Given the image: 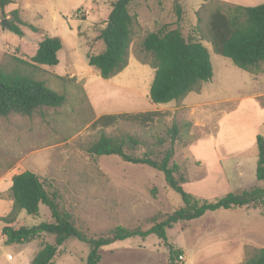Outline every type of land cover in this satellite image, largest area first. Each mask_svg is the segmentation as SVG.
<instances>
[{
  "label": "rangeland",
  "instance_id": "1",
  "mask_svg": "<svg viewBox=\"0 0 264 264\" xmlns=\"http://www.w3.org/2000/svg\"><path fill=\"white\" fill-rule=\"evenodd\" d=\"M10 1L4 8L0 4V66L13 64L14 57L30 60L44 36L59 37L63 42L58 52L59 64L42 66L36 76L67 100L63 107L43 109L31 118H0V212L13 201L12 176L28 170L48 180L50 191L57 193L60 208L71 213L76 225L89 236H105L119 225L147 230L153 218L162 219L182 207V198L167 187L163 173L149 166L133 165L117 156H90L87 147L102 134L132 136L141 144L126 147L129 154L149 153L158 160L172 145L171 130L176 127L173 159L186 175L190 170L195 177H203L206 167L189 155V146L217 136L220 126L219 143L224 151L235 147L237 141L251 140L254 131L264 137V71L250 73L238 68L230 59L216 54L206 39L203 44L211 55L212 79L179 102L156 106L150 101L155 70L149 56L141 51L143 37L162 26L178 27L185 36L199 37L197 12L208 0H179L184 4L180 20L174 11V0L134 3L131 13L136 15L138 25L134 27L129 64L111 79L102 78L89 65L88 57L104 50L100 34L114 0ZM227 2L247 7L264 4V0ZM16 9L23 20L39 31L22 27V37L5 27L3 21L10 20V13ZM147 111L166 115L150 127L121 121L110 128H92L93 122L103 115ZM256 142L250 158L258 156ZM207 183L199 195H211L206 198L211 201L226 195L212 187L211 181ZM192 185L187 184L185 190L198 193ZM258 187L264 188V181H259ZM251 216L241 208L208 212L168 230L169 243L184 251L180 264H242L247 250L264 248V210L259 207V221ZM18 220L13 223L14 228L32 227L50 221L51 214L41 205L39 217L23 211ZM40 242L54 243V239L44 236ZM242 243L253 245H246L245 257L240 259ZM64 248L58 264H87L89 244L71 238ZM111 249L115 251L111 264H169L168 248L154 235L103 247L104 262Z\"/></svg>",
  "mask_w": 264,
  "mask_h": 264
},
{
  "label": "trees",
  "instance_id": "2",
  "mask_svg": "<svg viewBox=\"0 0 264 264\" xmlns=\"http://www.w3.org/2000/svg\"><path fill=\"white\" fill-rule=\"evenodd\" d=\"M137 1L114 0L107 24L100 34L104 50L88 57L89 65L96 68L104 79L115 77L129 64L134 27L138 25L131 7ZM10 3V0H0L2 8ZM214 4L218 5L213 7ZM183 7L184 4L179 0H174L178 20L184 13ZM10 15L11 19L7 23L12 33L23 37L25 33L22 27L33 32L39 31V28L21 18L19 10L12 11ZM197 17L196 33L200 34L199 37L185 36L178 27L162 26L147 33L141 41V51L149 56L150 65L155 70L149 98L156 106L179 102L199 89L202 83L212 79L211 55L203 44L205 39L212 44L216 54L230 59L238 68L250 73L264 71V4L247 7L209 0L202 4ZM204 17L207 18L206 23ZM203 23L205 26H202ZM62 48L63 42L59 37L44 36L30 60L14 57L13 64L0 66V118L11 115L31 118L43 109L64 106L66 96L52 90L46 81L36 76L42 66L53 67L59 64L58 52ZM165 115L159 111L103 115L93 122L92 128H110L121 121L150 127ZM171 132L172 145L158 160L149 153L142 156L129 154L126 147L135 148L141 144L132 136L117 138L102 134L86 151L92 157L117 156L127 163L149 166L163 173L167 187L181 196L182 207L166 214L162 219L153 218L152 225L147 230L119 225L105 236L91 237L76 225L71 213L60 208L57 193L50 191L48 180L26 170L11 178L12 210L7 216L0 217L5 224L2 229L5 243L25 244L40 241L44 236L51 237L54 243L41 242V248L32 264H56L57 258L64 253L65 243L75 238L91 246L87 264H99L103 247L117 241L135 237L145 239L154 235L168 248L169 264H180V257L184 252L171 245L167 235V231L176 224L196 220L208 212L218 210L244 207H261L264 210V188L261 187L239 193L230 192L215 201L187 192L184 185L189 182V178L182 166L173 159L177 128L173 127ZM160 144L163 142L160 141ZM257 148L256 178L261 182L264 181L262 135H257ZM41 205L48 208L50 221L32 227L10 226L23 211L34 218L39 217ZM246 254V260L242 264H264V248L247 250Z\"/></svg>",
  "mask_w": 264,
  "mask_h": 264
},
{
  "label": "crops",
  "instance_id": "3",
  "mask_svg": "<svg viewBox=\"0 0 264 264\" xmlns=\"http://www.w3.org/2000/svg\"><path fill=\"white\" fill-rule=\"evenodd\" d=\"M217 1L232 5H239L237 3H229L227 0ZM231 114L227 115L224 120H227ZM222 123L223 121L221 122V125H223ZM221 128L222 126L219 128L217 136L200 140L199 142L189 146V155H191L197 162H201L204 167H206L205 175L203 177H195V172L192 174L190 170L187 172L189 182L184 185V188L187 186V184H193L191 187H193L195 190H198V193L193 194H196L195 196H205V198H209L211 195H204L203 193L201 195L199 194L202 192V189L208 185L207 182L210 183V181L212 182V184H210L212 187L219 188V190L226 192V194L230 192L235 193L239 190H249L253 186H259V181L255 177L256 173H254V170H257V168L255 169V166L258 163V156H252V158L249 156V153L252 149L251 147H253V145H255V141H257V135L259 134L258 131H254L251 140L247 142L237 141V145L235 147L224 151L221 148V144L219 143L221 138ZM231 173L233 175H231ZM249 173H251V175H249ZM12 206L13 201L8 202V207L4 212H0V217L7 216L11 212ZM241 209L247 214L252 215L251 217L253 220L255 219V221H259V207H244ZM257 211L258 214H256ZM18 222L20 221L18 220ZM18 222H15L14 224H17ZM10 226L13 227V224ZM4 227L5 224L0 220V264H32L34 257L41 248V242L36 240L25 244L7 245L5 243L6 238L2 234V229ZM246 245H253V243H242L241 250L238 254L240 259L245 257L244 255ZM114 254V250H109L108 258L104 262V257L102 255L99 264H111L110 260ZM61 255H64V253ZM60 256L57 258L56 264H58ZM234 262H236V260Z\"/></svg>",
  "mask_w": 264,
  "mask_h": 264
},
{
  "label": "water",
  "instance_id": "4",
  "mask_svg": "<svg viewBox=\"0 0 264 264\" xmlns=\"http://www.w3.org/2000/svg\"><path fill=\"white\" fill-rule=\"evenodd\" d=\"M3 25H4L5 27L9 28V25H8V23H7V20H4V21H3Z\"/></svg>",
  "mask_w": 264,
  "mask_h": 264
},
{
  "label": "built area",
  "instance_id": "5",
  "mask_svg": "<svg viewBox=\"0 0 264 264\" xmlns=\"http://www.w3.org/2000/svg\"><path fill=\"white\" fill-rule=\"evenodd\" d=\"M180 259H182V257H180Z\"/></svg>",
  "mask_w": 264,
  "mask_h": 264
}]
</instances>
